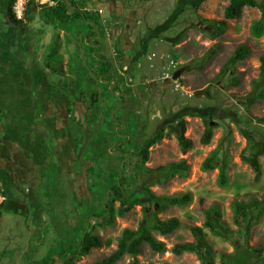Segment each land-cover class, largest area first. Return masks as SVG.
Masks as SVG:
<instances>
[{
    "label": "rangeland",
    "instance_id": "374dc122",
    "mask_svg": "<svg viewBox=\"0 0 264 264\" xmlns=\"http://www.w3.org/2000/svg\"><path fill=\"white\" fill-rule=\"evenodd\" d=\"M198 1L96 2L93 10L100 23L91 39L85 23L46 25L37 8L26 27H11L0 7V33L8 31L0 57L9 75L8 82L0 78V204L5 203L0 210V264L51 258V264H62L61 245L80 235L87 223L93 227L94 217L88 214L100 211L122 168L129 172L128 192L140 204L111 224L95 225L92 232L101 247L72 264L110 256L123 230L137 229L148 212H158L161 220L177 218L181 226L168 236L153 232L165 243V253L144 244L135 259L142 264H200L195 254L175 255L172 248L195 242L191 227H203L207 210L215 206L234 241L264 251V215L247 234L249 223L235 225L233 212L234 201L264 199V155L259 181L242 160L249 148L242 130L264 141V124L257 120L264 117V97L249 103L264 54V34L254 37L252 27L262 13L246 6L239 19L226 20L229 1L205 0L197 6ZM257 1L264 7V0ZM214 20L226 21L225 33L216 35L209 23ZM55 40L63 58L57 74L46 67ZM241 45L248 48L246 59L222 74ZM102 55L117 72L112 83L100 76ZM181 118L192 142L186 154L177 140ZM205 121L213 127L208 145L202 143ZM161 131L164 138L151 147L149 161L139 163L143 143ZM223 139V150L229 152L228 188L218 185V170L201 168ZM182 160L187 173L161 184H153L156 176L145 171ZM149 193L190 194L191 201L159 212ZM204 231L207 253L220 264L221 254L233 253L234 247ZM133 260L124 256L117 264Z\"/></svg>",
    "mask_w": 264,
    "mask_h": 264
},
{
    "label": "trees",
    "instance_id": "16d2710c",
    "mask_svg": "<svg viewBox=\"0 0 264 264\" xmlns=\"http://www.w3.org/2000/svg\"><path fill=\"white\" fill-rule=\"evenodd\" d=\"M55 4L52 6L44 5L40 7V15L44 19L46 25L53 27H69L70 25L85 23L90 29L87 39H91L95 35V31L100 23L99 15L95 12L86 10L88 8L89 0H52ZM205 0H199L196 4L199 6ZM229 1V5L225 10V19L234 20L239 19L242 15L243 8L246 6L251 8H258L261 10V19L253 24L252 33L254 37L260 38L264 34V7L257 0H225ZM17 0H0V7L6 16L7 23L11 27L24 28L31 21L34 7L38 9L33 1L28 2L23 19H17L14 13V6ZM214 27L217 36L225 33L227 29L226 21H211L209 22ZM93 31V32H92ZM6 31H2V33ZM8 32V31H7ZM7 35V34H5ZM2 42V40L0 39ZM5 45L7 40L3 38ZM4 46V45H3ZM60 44L57 40L51 46L50 54L46 67L54 74L59 73L58 66L62 62V56L59 54ZM248 55V48L245 45L239 46L234 54L230 57L225 64L221 73L225 74L230 68H234L236 64L246 59ZM260 77L253 82V90L249 96V103L253 105L260 98L264 97V54L260 58ZM62 71V70H61ZM99 73L105 82L112 83L117 77V72L114 71L113 63L104 58H100ZM125 101V96L123 97ZM249 106V105H248ZM260 124H264V117L257 119ZM186 121L184 118L180 120V126L177 134V140L180 145L181 151L186 154L192 147V142L186 137ZM244 137L249 141L248 152L242 156L244 163L248 164L255 172L256 181L260 180L262 169L260 164V157L264 155V141L257 140L251 137L245 130H242ZM213 137V127L208 121H205V131L202 136V143L208 145ZM164 138V132L161 131L147 142H144L139 150V163H146L149 161L150 149L156 143ZM229 139V136H228ZM225 140L220 142V145L204 160L202 163L203 171L218 170L217 183L221 188L229 187V152L227 149L223 150ZM223 151V153H222ZM222 153V156H221ZM188 165L185 160L174 162L166 166H160L156 169L145 168V171L151 175L156 176L154 183L161 184L175 176H184L188 171ZM119 175V176H118ZM117 175L116 182L111 186L110 191L104 196V205L100 208L99 212L90 210L88 217H94V225L89 222L83 228L80 235H73L71 240L66 245H61L60 259L62 264H72L78 257L87 256L93 249L100 248L102 245L101 239L94 235L92 230L95 225L103 226L111 224L116 216L123 217L130 212L135 205L140 202L133 201L132 196L129 194L128 189L130 186L129 172L127 169L122 168L121 172ZM149 196L154 199L159 205V212L166 210L168 206L182 207L190 203L191 195L184 194L182 196L173 197H156L154 194L149 193ZM120 203L118 208L114 204ZM166 203V204H165ZM5 206V203L0 204V210ZM234 223L241 227L244 222L249 223L246 227L248 234L251 226L258 223L264 215V199H253L249 202L234 201L233 203ZM89 225L91 229L89 228ZM181 226L177 218H170L161 220L158 217V212H153L152 215L146 213L144 218L139 223L137 229L126 228L123 230L117 242L116 250L108 257L94 262L93 264H117L124 256H131L134 260L130 264H142L135 259L141 253L142 246L147 244L150 249L158 254H163L167 251L164 242L158 241L153 236V232H158L162 236L171 235L174 231ZM204 228L218 238L225 242L232 244L234 252L231 254L223 253L220 256V264H264L263 258L264 251L260 248H254L248 242L244 244L234 241L233 231L226 226L222 219V213L218 207H213L207 210L206 219L202 226L191 227V232L195 238L193 243L176 244L172 248V253L181 255L189 252L197 256L200 264H214L213 259L208 255L209 246L206 241V234ZM90 229V230H89ZM111 240L106 241V245H111ZM54 259H44L41 262L34 264H51ZM263 261V262H262Z\"/></svg>",
    "mask_w": 264,
    "mask_h": 264
},
{
    "label": "crops",
    "instance_id": "0c3cea01",
    "mask_svg": "<svg viewBox=\"0 0 264 264\" xmlns=\"http://www.w3.org/2000/svg\"><path fill=\"white\" fill-rule=\"evenodd\" d=\"M112 1L113 0H89L88 5H87L88 8L86 10H88V11H94L93 10V8H94L93 5L96 4V2L98 3V5L104 4L103 6H105V5L107 6L108 4H111ZM54 4L55 3H53V4L49 5V6H52ZM34 9H35V7H34ZM34 9H33V12H35ZM39 10H40V6H38V9L36 10V12H40ZM94 12L97 14L96 11H94ZM5 34H8V32L6 31V33L3 32L2 34H0V39L2 40V42L0 43V45H5V42H3V38L5 40H7V35H5ZM3 47H6V45L3 46ZM4 59L5 58L0 57V71L2 72V73H0L1 74L0 75V78L2 79L3 77H5L6 79L4 78L3 81L5 80V82H8L9 81L8 68H7V64H5L3 62ZM0 86H1V80H0Z\"/></svg>",
    "mask_w": 264,
    "mask_h": 264
},
{
    "label": "built area",
    "instance_id": "2783aa9c",
    "mask_svg": "<svg viewBox=\"0 0 264 264\" xmlns=\"http://www.w3.org/2000/svg\"><path fill=\"white\" fill-rule=\"evenodd\" d=\"M31 0H17L13 10H14V13L17 17V19L21 20L23 19L24 17V14H25V11H26V6L28 4V2H30ZM33 2L36 4H45V3H49L50 5L53 4L54 2L52 0H45V1H42V0H33ZM39 6V5H38ZM179 85H177V88L179 89ZM182 94H186L185 91L182 92Z\"/></svg>",
    "mask_w": 264,
    "mask_h": 264
}]
</instances>
